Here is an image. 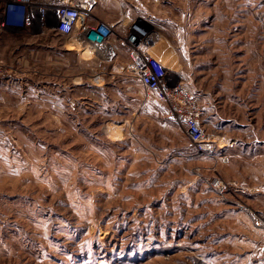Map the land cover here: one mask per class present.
<instances>
[{
    "label": "rangeland",
    "instance_id": "1",
    "mask_svg": "<svg viewBox=\"0 0 264 264\" xmlns=\"http://www.w3.org/2000/svg\"><path fill=\"white\" fill-rule=\"evenodd\" d=\"M49 16L0 30V264H264V0H95L97 49ZM134 21L210 150L129 68Z\"/></svg>",
    "mask_w": 264,
    "mask_h": 264
},
{
    "label": "built area",
    "instance_id": "2",
    "mask_svg": "<svg viewBox=\"0 0 264 264\" xmlns=\"http://www.w3.org/2000/svg\"><path fill=\"white\" fill-rule=\"evenodd\" d=\"M38 1H42L41 5H38ZM94 3L95 0H0V30L8 26L31 28L36 16L48 25L49 12L54 11L55 23L51 28L55 31L74 35L83 45L104 48L109 44L119 21L108 24L91 19ZM149 38L144 24L137 21L129 24L122 39L129 53V68L146 87L148 95L153 93L165 101L171 118L184 125L186 136L200 150H210L207 131L200 121V107L189 88L183 82L171 83L167 66L145 50L150 44ZM219 158L222 162L228 160L226 156ZM212 185L220 193L233 188L223 187L221 177L215 178Z\"/></svg>",
    "mask_w": 264,
    "mask_h": 264
},
{
    "label": "crops",
    "instance_id": "3",
    "mask_svg": "<svg viewBox=\"0 0 264 264\" xmlns=\"http://www.w3.org/2000/svg\"><path fill=\"white\" fill-rule=\"evenodd\" d=\"M105 23H108V24H114V23H116L117 21H116V19H107L106 21H104ZM11 27H14V28H17V29H27L26 27H20V26H11ZM162 40V38H161V36L159 37V42ZM206 75V74H205ZM204 75V76H205ZM253 141V139H248V140H246L245 142L247 143V142H252ZM244 142V143H245ZM239 144V143H238ZM250 144H252V143H250ZM254 147H251L250 148V150H254V153H256L257 151L255 150V149H253ZM256 174H254V177L255 178H257V175H258V173H257V171L255 172ZM252 178V177H251ZM253 183H257L256 182V180L254 179V180H251V182L249 181L248 183H245V187H242L243 189H244V191L246 190V189H248V190H257L259 187H253L252 185H254ZM248 185H249V187H248ZM202 205H203V207H202V210L204 211V209H205V205H206V211H204V216L203 217H205V215L206 214H209L210 213V211H209V206H210V204H209V202L208 201H203L202 203H201ZM201 205V206H202ZM227 206V205H226ZM227 209H228V211H230V207H226ZM202 210H199L198 209V211L195 213L196 215H194V217H196V216H198V218L200 217V212L202 211ZM224 210L225 209H222V213H223V215H221V217H225L224 215H226V213L224 212ZM217 212H220V211H217ZM216 215H218L219 213H215ZM200 219V218H199ZM218 219H220V218H218ZM222 219H225V220H227L226 218H222ZM217 229V231H215V229H214V232L213 233H217L218 231H219V229L218 228H216ZM220 231H221V229H220ZM226 247H228V246H226ZM230 249L228 248L227 250H226V252H227V254L228 255H230Z\"/></svg>",
    "mask_w": 264,
    "mask_h": 264
}]
</instances>
